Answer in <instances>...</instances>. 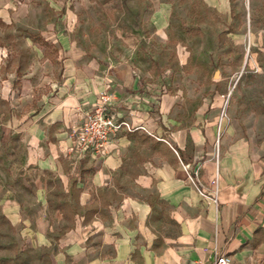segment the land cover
<instances>
[{
  "label": "crops",
  "instance_id": "obj_1",
  "mask_svg": "<svg viewBox=\"0 0 264 264\" xmlns=\"http://www.w3.org/2000/svg\"><path fill=\"white\" fill-rule=\"evenodd\" d=\"M117 1L119 14L146 13L140 0ZM78 8V0H0V23L25 20L61 59L42 75L40 96L30 76L0 81L1 98L17 90L22 100L0 122L8 162L0 190L12 193V222L50 264H213L224 252L234 264H264V145L220 131L218 81L167 91L138 51L89 57L70 34ZM102 92L113 94L117 118L142 127L121 130L102 152H81L73 127ZM217 172L213 199L202 186ZM23 189L34 194H14Z\"/></svg>",
  "mask_w": 264,
  "mask_h": 264
},
{
  "label": "rangeland",
  "instance_id": "obj_2",
  "mask_svg": "<svg viewBox=\"0 0 264 264\" xmlns=\"http://www.w3.org/2000/svg\"><path fill=\"white\" fill-rule=\"evenodd\" d=\"M140 2L145 14L124 15L115 10L117 0H78L75 28L70 34L82 38L84 54L92 58L136 51L149 56L157 69L155 77L161 73L160 86L167 91L186 89L192 82L201 87L217 80V89L223 93L220 131L230 130L234 137L249 139L255 149L262 147L264 0ZM162 6L168 8L166 15L152 13ZM54 17L58 16H37L41 23ZM44 44L41 31L29 30L25 20L0 23V81L15 80L18 85L20 78L30 76L38 84L35 96H40L47 84L42 78L45 70L53 66L59 71L61 66L57 49L44 48ZM12 95L10 100L0 97V122L11 104L22 103L17 90ZM7 169L0 146V171ZM17 193L24 199L34 194L24 189ZM11 195L9 190H0V264H50L46 254L26 238L23 226L12 222L6 209Z\"/></svg>",
  "mask_w": 264,
  "mask_h": 264
},
{
  "label": "built area",
  "instance_id": "obj_3",
  "mask_svg": "<svg viewBox=\"0 0 264 264\" xmlns=\"http://www.w3.org/2000/svg\"><path fill=\"white\" fill-rule=\"evenodd\" d=\"M113 100L112 93L102 92L91 108L81 111V118L75 123L72 133L81 152H102L121 130L133 131L142 127L117 118L113 111ZM184 168L188 178L194 181L190 164H184ZM198 182L201 183L200 179ZM202 188V194L216 199L220 189L219 173L217 172L209 184L203 185ZM213 264H234V262L232 256L224 252L217 256Z\"/></svg>",
  "mask_w": 264,
  "mask_h": 264
},
{
  "label": "water",
  "instance_id": "obj_4",
  "mask_svg": "<svg viewBox=\"0 0 264 264\" xmlns=\"http://www.w3.org/2000/svg\"><path fill=\"white\" fill-rule=\"evenodd\" d=\"M218 75H219L218 72H216V73H215V77H218Z\"/></svg>",
  "mask_w": 264,
  "mask_h": 264
}]
</instances>
